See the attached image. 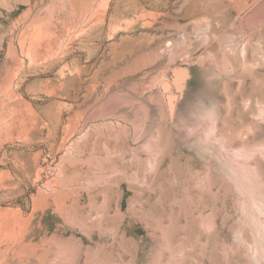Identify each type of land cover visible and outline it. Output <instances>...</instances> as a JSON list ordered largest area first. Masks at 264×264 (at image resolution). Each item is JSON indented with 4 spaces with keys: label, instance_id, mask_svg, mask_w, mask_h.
<instances>
[{
    "label": "rangeland",
    "instance_id": "rangeland-1",
    "mask_svg": "<svg viewBox=\"0 0 264 264\" xmlns=\"http://www.w3.org/2000/svg\"><path fill=\"white\" fill-rule=\"evenodd\" d=\"M0 264H264V0H0Z\"/></svg>",
    "mask_w": 264,
    "mask_h": 264
},
{
    "label": "bare ground",
    "instance_id": "bare-ground-1",
    "mask_svg": "<svg viewBox=\"0 0 264 264\" xmlns=\"http://www.w3.org/2000/svg\"><path fill=\"white\" fill-rule=\"evenodd\" d=\"M170 88H171V84L168 81H164V82L162 81V82L159 83V90L164 95V99H165L166 94H168ZM166 106H167L166 107V109H167L168 105L166 104ZM168 109L172 110V105L171 104L169 105ZM168 109H167V112H168Z\"/></svg>",
    "mask_w": 264,
    "mask_h": 264
},
{
    "label": "snow or ice",
    "instance_id": "snow-or-ice-1",
    "mask_svg": "<svg viewBox=\"0 0 264 264\" xmlns=\"http://www.w3.org/2000/svg\"><path fill=\"white\" fill-rule=\"evenodd\" d=\"M177 87H178V90H182V89H181V86H180L179 84L177 85Z\"/></svg>",
    "mask_w": 264,
    "mask_h": 264
}]
</instances>
